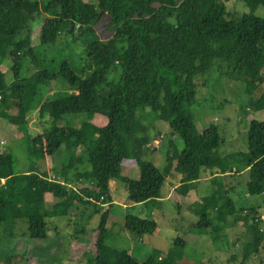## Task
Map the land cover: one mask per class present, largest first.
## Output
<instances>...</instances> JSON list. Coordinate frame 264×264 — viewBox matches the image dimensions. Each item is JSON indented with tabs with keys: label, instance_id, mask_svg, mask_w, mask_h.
<instances>
[{
	"label": "trees",
	"instance_id": "1",
	"mask_svg": "<svg viewBox=\"0 0 264 264\" xmlns=\"http://www.w3.org/2000/svg\"><path fill=\"white\" fill-rule=\"evenodd\" d=\"M36 1L0 0V119L14 125L22 137L25 136L22 134L24 129L28 127V117L23 116L27 111H24L26 105L23 104L20 83L25 79L20 78V70L25 57L29 56L32 65L36 59L31 33L18 29L15 18L21 10H25L29 17L33 12L28 11L26 5ZM235 1H45L38 35L41 45L55 43L62 34H70L74 38L93 34L95 25L102 18L101 13L108 16L104 28L109 38H93L86 42L83 49L84 62L96 74L97 81L92 91L100 94L102 101H92L85 106L76 103L71 110L76 118L80 113L100 114L106 121L102 126L93 128L97 138L88 140L82 128L67 122V110L57 111V106L61 104L56 103L59 98L44 101L36 113L35 126L39 130L31 129L36 133L24 137L29 140L26 150L32 156L44 155L48 159H57L58 172L56 177L47 178L36 172L34 161L25 163V183L17 187V179L11 178L17 159L14 153L16 140L7 148L0 146V220L9 216L22 219L26 224L22 235L41 240L48 237V219L65 214L60 213L58 207L66 208V204L75 201L80 207L92 205L97 213L101 199L102 203L111 202L109 183L113 178L125 185L129 203L160 197L170 172L158 168L144 157V147L150 137L147 126L138 116V110L147 107L160 122L167 124L170 135L177 134L181 138L182 148L177 151L174 168L180 175L176 190L181 196H186L190 189L195 188L197 180L203 176H213V184V180L234 171V168L236 171L247 168L246 190L249 195H264V121H251L248 124L246 150L224 155L219 153L222 137L215 124L200 132L197 146L193 139L191 106L196 100L195 77L209 71L214 59L227 64V75L244 73L251 80V88L264 81V18L255 13V8L250 5L251 0H241L249 7L247 11L234 10ZM261 1L264 6V0ZM92 4L95 5L93 14ZM5 58L9 59L8 68L13 76L10 83L5 81L1 69ZM118 70L120 75L117 79L107 78L108 74ZM47 73L41 82L47 80ZM67 82L70 90L64 100L70 103V100H77L79 91L74 87L73 77ZM150 86L155 89L151 101L148 100ZM261 98L264 99V95ZM8 99L15 101L20 112L18 116L8 114L4 106ZM60 120L64 124H58ZM124 133L133 142L138 178L120 174L124 158ZM63 146L70 151L80 148L78 155L72 154L69 159L62 160L59 151ZM82 163H87L89 167L77 173L76 180L81 182L80 192H76L64 185L59 174L65 176L63 174L69 168ZM83 180L89 184L81 185ZM37 191L52 194V201L44 203L43 213L33 212ZM25 199L31 205L28 209L32 212L19 214L16 210L25 206ZM51 203L53 209L50 210L48 207ZM191 208L199 216L198 222L193 224L194 228H209L214 220L226 226L227 217L241 215L246 218L251 232L249 245L257 249L263 241L264 232L259 225L261 218L257 208H237L220 185L209 197L192 203ZM107 210L99 217L93 264H177L172 257L162 255L159 250L139 261L130 250L115 249L106 244ZM210 210L215 213L214 220L209 218ZM138 223L133 229L135 236L152 234L157 227V223L147 217L138 219ZM173 241L185 245L179 237ZM11 259L4 258L7 264H29Z\"/></svg>",
	"mask_w": 264,
	"mask_h": 264
},
{
	"label": "rangeland",
	"instance_id": "2",
	"mask_svg": "<svg viewBox=\"0 0 264 264\" xmlns=\"http://www.w3.org/2000/svg\"><path fill=\"white\" fill-rule=\"evenodd\" d=\"M45 1L47 0H37L33 4H27V10L33 13L28 17L26 11L21 10L17 12L15 18L18 29L29 30L31 33V43L36 59L33 61L35 62L34 65L31 64L29 56L22 60L20 78L25 79V81L20 84L23 91V104L26 105L24 111H27L23 116L24 118L28 117L38 103L53 101L57 97L59 99L56 103H61L57 106V111L67 110V122L82 128L88 140H95L97 134L93 128L103 125L105 117L100 114L80 113L79 118H76L71 110L74 109L76 103L85 106L92 101H102V96L92 91L93 85L97 81L96 74L84 62L85 53L83 49L86 42L93 38L101 40L109 38L107 30L104 28L109 18L102 12V18L95 25L93 34H87L81 38L62 34L55 43L41 45L38 35L44 17L41 15H43ZM250 5L255 8L254 11L258 16L264 18V6L261 0H251ZM94 8L95 5L92 4V14ZM234 10L247 11L249 7L246 2L237 0L234 4ZM22 35L23 33L20 36ZM9 63V59L5 58L1 65L7 83L13 80L12 72L8 68ZM64 63L66 64L64 65ZM226 70L227 64L225 62L214 59L209 71L195 77L196 100L191 106L194 145H198L200 132L207 126L215 124L218 126L222 137V143L218 149L219 153L245 150L247 148L246 129L248 124L251 121H264V99L261 98L264 95V81L251 88L249 86L251 80L244 73L231 76L226 74ZM45 71L48 72L46 74L47 80L41 82L45 77ZM119 75L120 71L118 70L108 74L107 78L117 79ZM72 77L75 79L74 87L79 91V95L77 100H70L69 103L64 100V97L69 94L70 89L67 81ZM148 88V100L151 101L155 89L152 86ZM4 106L10 116H18L20 113L13 100L8 99ZM138 116L147 126V134L150 137L149 143L144 147V157L158 168L168 170L178 176L174 168L177 151L182 148L181 138L177 134L170 135L167 124L160 122L150 108L139 109ZM58 124H64L63 120H60ZM10 129L16 131L17 128L0 119V140H10L16 134H11ZM25 129L22 133L25 136L36 133L27 126ZM158 129L162 133L161 136ZM19 137L18 147H15L14 152L17 156L14 164L16 170L25 167V163L30 164V162L38 159L37 156L30 155L26 150L29 144L28 138L22 137L21 133ZM154 139H157L158 143H154ZM124 141V158L120 165V174L136 178L138 172L134 158L135 151L131 148L133 142L131 137L125 133ZM0 146L7 148L3 141H0ZM79 149L72 148L70 151L68 148H63L61 153L65 155L67 160L72 154L77 156ZM41 161L43 162V160ZM86 166L88 167L87 163H83V166L79 165L81 168ZM84 184H89V182L86 183V180H83L81 185ZM165 191L166 184L162 188V193ZM246 191L245 185H241L230 196L237 208H257L259 214H262L259 225L264 232V195L246 196ZM109 192L115 201L99 203L97 213H95V208L92 205L87 206V210L84 211L82 205L80 207L79 204H76L75 207H79L78 209L74 208L75 216L48 219L46 228L48 237L46 239H32L23 236L22 233L26 229V224L23 223L22 219H13L12 216H9L8 219L0 220V264H7L4 260L5 257H11L13 262L29 264H93L96 255L95 241L99 217L107 209L106 244L115 249L130 250L139 261H143L153 251L159 250L162 255L172 257L177 264H264V238L259 247L254 249L249 245L251 232L248 226L239 222L240 224L238 223L232 228L230 221H236L237 218L244 222L243 216L227 217L228 225L226 227L221 224L222 222L213 219L215 213L210 210L209 218L214 220L211 226L209 228L193 227V224L199 220V216L191 208V203L198 200L197 193H194L190 198L175 199L170 197L161 207L157 200L156 202H147L144 205L128 203V205L123 206V203L126 202L127 190L125 185L115 178L110 180ZM41 195L52 197L49 192H41ZM51 201L52 199L49 203ZM24 202L26 203L25 206L16 211L26 215L32 211H29L28 208L31 205L26 202V199ZM48 209H53L52 203ZM33 212H38L35 209V204ZM82 215L83 217L80 218ZM125 216L153 219L157 223L156 230L149 235L135 236L133 230L123 227L126 221ZM83 227L85 228L82 236L80 229ZM175 237L184 240L185 245L181 246L174 243Z\"/></svg>",
	"mask_w": 264,
	"mask_h": 264
},
{
	"label": "crops",
	"instance_id": "3",
	"mask_svg": "<svg viewBox=\"0 0 264 264\" xmlns=\"http://www.w3.org/2000/svg\"><path fill=\"white\" fill-rule=\"evenodd\" d=\"M40 105H41V103H38L37 106L32 111V113L28 116V127L30 129H35L37 131H38V128L35 126V121H36V113H37V110L40 107ZM10 133L13 134V135L16 133L13 136L14 138L12 137L10 140H0V141L5 142L7 147H9L10 144L14 143V140H16V142H15L16 146L15 147L17 148L18 147V143H19V138H20L19 134L20 133H19L18 129H16V131H14L13 129H10ZM157 139H154V143H158ZM132 145H131V148L134 150ZM63 148H65V146L60 149V151H59L60 154H62L61 151H63ZM151 149H152V147H151ZM156 150H157V148H156ZM222 154L224 155V154H226V152L222 153ZM37 157H38V159H35V161H34V165L36 166V172L39 175L46 176L47 178L56 177V172H58L57 171L58 170L57 159H48L44 155L43 156L42 155H37ZM60 158L62 160H63V158L65 159V155L62 154L60 156ZM41 160H43V162ZM79 165L83 166V163L82 164H75L73 167L69 168L63 174L65 176H62V174H59L60 175V179L64 182V185L66 187L73 188L76 192H80L79 191V186H80L79 182H81V181H77L76 180V177L78 175L77 173L81 172V171H83V170H85V169H87L89 167V166L88 167L86 166V167H82L81 168V167H79ZM13 172L14 173L12 174L11 178H16L17 179V182H16V186L17 187H22L24 185V183H25L23 176L27 173V170L25 169V167H20L18 170H16L14 168ZM57 175H58V173H57ZM136 178H138V174H137ZM179 178H180L179 174L177 176V175H174L173 173L170 172V174L167 177L168 181L166 183V191L164 193H162V191H161L160 197L152 198V199H149L147 201L140 202V204L144 205L147 202H152V201L156 202V200H157L159 202V204L161 205V207H162L163 203L166 200H168L170 197H172V198L174 197L175 199H180V197H184V198L189 197L190 198L191 196L194 195V193L198 194V199L207 198L212 193L216 192V190H217L219 185L222 187V189L226 190L228 192V195L230 196L231 194H233L236 191V189L239 186L245 185V187H246V183H247V180H248V172H247V168L242 169L240 171H236L235 168H234V171H231L229 173L220 175L218 177L219 178L218 180H213V184L214 185L212 184V179H214L213 176H211V175L203 176L202 178L197 180L195 188L190 189V191L187 193L186 196H181L180 193L177 192V190H176V188L179 185V182H178ZM245 195L249 196L247 191H246ZM110 197H111V195H110ZM51 199H52V197H50L49 195L44 197L43 195H41V192L37 191V193H36V203H35V209L38 210L37 213H43L44 203H46V202L48 203ZM102 201H103V199H101L98 203L104 204V203H102ZM112 201H115V200H113L112 197H111V202ZM194 201H195V199H194ZM128 203L129 202H128V199H127V196H126V202L123 203V206L124 205H128ZM75 205H76L75 201H72L70 204H66V208L63 207L64 209L63 208L59 209L60 213H63V214L65 213V214L64 215H57V216H54L53 218L54 219L55 218H60V217L67 218V216H71V217L75 216V212H74V208H76ZM88 206H90V205H88ZM86 207L87 206H85V205L83 206L82 205V210L86 211L87 210ZM246 208H250V207H246ZM76 209H78V208H76ZM83 215L80 218H82ZM237 216L242 217L241 215H237ZM236 217H231V218H236ZM53 218H51V219H53ZM125 218H126V221L124 222L123 227L124 228H128L129 230H133L134 227L139 224L138 223V219H141V218L136 217V216H129V217L125 216ZM260 218H262V214H260ZM230 222L232 224V228H234L235 226L238 225L239 222L241 224L244 223L246 225V218L244 219V222H243V220H239L237 218H236V221L232 220ZM128 225L132 226L133 228L131 229ZM84 228L85 227L80 229V231L82 232V236L84 234L83 233Z\"/></svg>",
	"mask_w": 264,
	"mask_h": 264
},
{
	"label": "built area",
	"instance_id": "4",
	"mask_svg": "<svg viewBox=\"0 0 264 264\" xmlns=\"http://www.w3.org/2000/svg\"><path fill=\"white\" fill-rule=\"evenodd\" d=\"M78 93V92H77ZM1 182H4V180L3 179H1ZM102 198V197H101Z\"/></svg>",
	"mask_w": 264,
	"mask_h": 264
}]
</instances>
